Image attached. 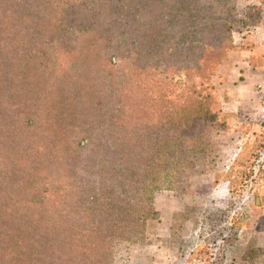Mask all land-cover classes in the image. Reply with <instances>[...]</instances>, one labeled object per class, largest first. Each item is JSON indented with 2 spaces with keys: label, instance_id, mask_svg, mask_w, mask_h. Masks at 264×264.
<instances>
[{
  "label": "trees",
  "instance_id": "trees-1",
  "mask_svg": "<svg viewBox=\"0 0 264 264\" xmlns=\"http://www.w3.org/2000/svg\"><path fill=\"white\" fill-rule=\"evenodd\" d=\"M237 2L0 0V264H115L164 184L208 174L237 197L246 148L213 151L223 106L198 90L233 46ZM256 137L245 189L264 171ZM222 217L229 234L187 264H228L238 230Z\"/></svg>",
  "mask_w": 264,
  "mask_h": 264
},
{
  "label": "rangeland",
  "instance_id": "rangeland-1",
  "mask_svg": "<svg viewBox=\"0 0 264 264\" xmlns=\"http://www.w3.org/2000/svg\"><path fill=\"white\" fill-rule=\"evenodd\" d=\"M236 4L233 46L219 63L211 66L209 83L198 87L203 97L215 105H222L224 87L239 83L245 62L252 61L257 66H264V0H238ZM257 89L263 93V84H258ZM219 122L223 125L215 129L212 138L213 151L218 157L228 156L226 161H229L230 156L233 157L240 148H246L241 154L246 162L243 166L235 167L234 188L237 197L231 194L229 199H216L212 176L208 174L191 178L188 184L179 189L162 185L153 193L157 218L147 222L143 239L115 242V264H152V258L172 259L175 264H183L185 260L187 264L195 250H202L196 257L207 260L206 246L212 242L222 243L221 234L224 236L230 232V225L222 224L220 219L223 214L235 217L232 223L238 230L227 253L228 264H264V171L256 186L250 184L245 189L252 170L259 171L252 168L256 152H249L252 148L260 149L263 137L256 135L264 134V125L253 128L252 124L239 122L230 127L228 117L223 113L219 116ZM234 126L239 127L236 130L238 134L231 135L229 131ZM81 158L77 164L80 172L91 162L85 152ZM218 165L215 160L210 161L206 173L217 170ZM249 248L256 250L257 255L255 259L246 261L242 256Z\"/></svg>",
  "mask_w": 264,
  "mask_h": 264
},
{
  "label": "crops",
  "instance_id": "crops-1",
  "mask_svg": "<svg viewBox=\"0 0 264 264\" xmlns=\"http://www.w3.org/2000/svg\"><path fill=\"white\" fill-rule=\"evenodd\" d=\"M243 69L239 83L228 85L222 90L223 114L228 117L230 127L235 123L245 122L256 128L264 125V92L260 93L257 89L258 84L262 83L264 86V66H257L252 61H247ZM238 128L234 126L229 133L238 134L236 131ZM214 191L216 199L230 198L229 183H221L218 187H214ZM151 261L152 264H175L172 259L165 261L163 258H152Z\"/></svg>",
  "mask_w": 264,
  "mask_h": 264
}]
</instances>
